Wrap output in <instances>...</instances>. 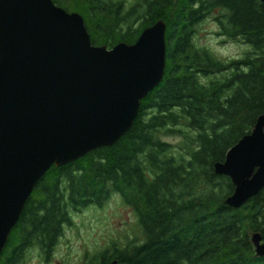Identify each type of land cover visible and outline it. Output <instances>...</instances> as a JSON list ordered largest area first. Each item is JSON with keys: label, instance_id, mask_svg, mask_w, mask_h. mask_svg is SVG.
<instances>
[{"label": "trees", "instance_id": "16d2710c", "mask_svg": "<svg viewBox=\"0 0 264 264\" xmlns=\"http://www.w3.org/2000/svg\"><path fill=\"white\" fill-rule=\"evenodd\" d=\"M53 1L83 16L96 46L133 45L145 29L163 20L166 73L117 144L52 167L43 176L0 264H23L33 249L49 257L74 225V213L103 208L114 194L134 208L142 240L112 241L87 264H250L248 240L253 233L264 235V190L244 207L230 208L225 200L235 187L228 177L215 174L214 164L225 161L264 114V3ZM210 17L219 30L253 47V62L247 57L243 67L229 66L195 42L198 26ZM222 66L235 71L213 79ZM173 137L181 143L166 141Z\"/></svg>", "mask_w": 264, "mask_h": 264}, {"label": "water", "instance_id": "95a60500", "mask_svg": "<svg viewBox=\"0 0 264 264\" xmlns=\"http://www.w3.org/2000/svg\"><path fill=\"white\" fill-rule=\"evenodd\" d=\"M85 26L53 0H0V258L43 176L117 144L165 77L163 20L113 48ZM251 131L214 164L234 210L264 190V114ZM263 238L251 237L261 258Z\"/></svg>", "mask_w": 264, "mask_h": 264}, {"label": "rangeland", "instance_id": "374dc122", "mask_svg": "<svg viewBox=\"0 0 264 264\" xmlns=\"http://www.w3.org/2000/svg\"><path fill=\"white\" fill-rule=\"evenodd\" d=\"M203 22L198 26L195 39L200 47H207L214 58L225 63L230 59H242L246 47L241 48L227 38H220L217 35L219 26L213 18ZM217 77L220 76H214L213 79ZM166 141L177 146L182 140L173 137ZM73 223V226L66 228L64 236L48 259L45 254L33 249L27 253L23 264H87L112 241L123 245L136 238L142 240L134 208L127 205L119 194H114L103 208L91 206L74 213Z\"/></svg>", "mask_w": 264, "mask_h": 264}, {"label": "flooded vegetation", "instance_id": "af4514ba", "mask_svg": "<svg viewBox=\"0 0 264 264\" xmlns=\"http://www.w3.org/2000/svg\"><path fill=\"white\" fill-rule=\"evenodd\" d=\"M263 3H264V0H261ZM220 38H227L228 40H231V41H233V42H235L237 45H239L241 48L242 47H246V51H244L243 53H244V55H243V57H242V59H239V60H233V59H230V60H232V61H227L226 63H225V61H223V60H221V59H218L220 62H224L225 64H227V65H231L232 63H235L236 65H241V67H243V65H246V62H242V61H245V59L247 58V57H249L250 58V62H249V64L251 63V62H253V60H254V50H253V47L250 45V44H246L245 42H244V40L243 39H240V38H232L230 35H228V34H226V33H224V32H222V30H219V32H218V34H217ZM230 62V63H229ZM223 71L222 72H219L218 74H215V75H218V76H230V74H232V71L234 72L235 71V67H230L229 69H225L223 66H222V68H221ZM254 234V233H253ZM251 237L252 236H250V238H249V240H248V242H251V244H252V246H250L249 248H247L246 250H248V249H250V252H249V254H252L253 256H252V259H251V261H250V264H252V260H255V263H256V261L259 263V264H264V257L263 258H261V257H259L258 256V254H256V251H255V245H254V243L251 241ZM263 243H264V238H263ZM243 249H245V247H243V248H238V251H242ZM41 249H37V251H39V252H42V251H40ZM44 254V253H43ZM39 257H40V259H41V257H42V255H41V253L39 254ZM47 257V259L50 257H48V256H46ZM257 259V260H256ZM238 261H240V260H238ZM114 262V261H113ZM118 262V261H117ZM110 263H112V261L110 262ZM110 263H106V264H110ZM103 264V263H102ZM119 264V263H118ZM239 264H244L243 262H239ZM245 264H247V263H245Z\"/></svg>", "mask_w": 264, "mask_h": 264}]
</instances>
